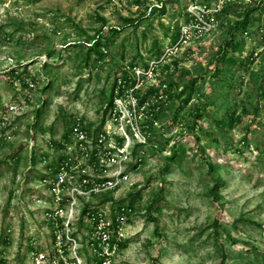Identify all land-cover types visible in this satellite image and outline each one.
I'll return each instance as SVG.
<instances>
[{"label":"rangeland","instance_id":"rangeland-1","mask_svg":"<svg viewBox=\"0 0 264 264\" xmlns=\"http://www.w3.org/2000/svg\"><path fill=\"white\" fill-rule=\"evenodd\" d=\"M191 1L0 0V103L17 105L0 110V253L8 264H27L33 236L50 245L41 178L77 118L101 129L113 86L125 89L119 83L133 63L141 75L154 67L135 87L139 98L162 79L167 93L148 96L161 106L158 132L137 149L129 179L113 199L95 198L113 209L134 201L114 264H264V8L246 32V9L233 10L209 37L155 58ZM229 30L243 42L228 52L240 62L216 75Z\"/></svg>","mask_w":264,"mask_h":264},{"label":"built area","instance_id":"built-area-1","mask_svg":"<svg viewBox=\"0 0 264 264\" xmlns=\"http://www.w3.org/2000/svg\"><path fill=\"white\" fill-rule=\"evenodd\" d=\"M263 4L264 0H193L180 20L178 41L172 43L170 36L164 53H179L212 35L230 6ZM174 27L173 23L171 28ZM127 69L135 86L116 89L114 103L105 121L101 120V129L94 131L86 121L77 118L69 141H63L57 165L49 167L50 172L42 176L46 197L39 199V203L46 209L51 241L42 249L39 244L42 242L33 236L27 264H114L125 239L128 212L132 210L121 205L113 209L104 203L97 204L95 198L113 193L129 179L135 153L149 143L151 135L148 119L152 118L149 112L152 103L148 100L144 103L148 106L142 105L135 87L154 67L142 71L143 75L138 66ZM121 81L119 84L125 87L126 80ZM5 107L6 111L14 112L17 105L0 103L1 111ZM109 122L117 126V131L112 130ZM0 264H8L1 253Z\"/></svg>","mask_w":264,"mask_h":264},{"label":"trees","instance_id":"trees-1","mask_svg":"<svg viewBox=\"0 0 264 264\" xmlns=\"http://www.w3.org/2000/svg\"><path fill=\"white\" fill-rule=\"evenodd\" d=\"M204 1H206V0H204ZM187 5H188V3L185 5V7ZM261 8H264V4L263 5H252V6H247V7L230 6V7H228V9L225 10V12H224V14L222 16H224L225 14L230 13L233 10L246 9V12H247L246 15H245L246 18L244 20H241L242 22L239 23L242 26L244 25V27H245L244 32H246L247 26H248L247 24H248V20H249L250 15L251 14L253 15L257 10H259ZM162 11H165V10H163V8H162ZM182 15H183V12H181V16ZM125 22L128 23L129 25L130 24H133V20H131V19H126ZM179 24H180V20H176V21H174V26H175L174 29H172L171 27L169 28L170 31H171V33H172L171 34L172 43H176L178 41L179 37H180ZM235 33L236 32H233L232 30H229L228 31L227 46L223 49L222 54H221L220 62L218 63L217 67L215 68L214 74H216V75H218L220 73H224V74L231 73L232 69L230 67H235L237 65V63L240 62V59H238L233 54L230 55V56L228 55V52L229 51H232L233 52V51H238V50H242L243 49V42L242 41H239L237 39V37L235 36L236 35ZM99 43L101 44V41H99L97 44H95L96 47L99 45ZM161 49H162V44L159 45V48L156 49V51L155 50L152 51V53L154 54V57L155 58L160 59L162 57V55L164 54L165 51L164 50H161ZM100 53L102 55H104L103 52H100ZM135 66H137V65L135 63H133L132 64V67H135ZM143 68L148 69L149 68V64H145V66H143ZM126 71L130 72V74H128V72H126V77H124V79L126 80V82H125V89L128 88V87H131V86L135 85V80H134V78L132 76L131 71H129L128 69ZM25 73H27V72H25ZM18 77L20 78L19 81H21V83L23 84L24 87H28V86L31 85V82H30V79L31 78L29 79L28 76L25 77L24 76V73H20L18 75ZM231 78H232V75L229 78H227V79H231ZM166 82L167 81H165V80L162 79V81L160 82V84L158 83V86L156 84H154L153 86H150L147 89V91H146V93H147L146 94L147 95L146 97L147 98L146 97H140V103L141 104H144L146 101L149 100V97L151 95H154V93H156L157 96H158L161 92L158 93L157 91H159L160 89H161L162 92L167 93L163 89V85ZM196 82H197V80L196 79H193L192 82H191V85L194 86ZM167 84H168V87L171 88V85L173 83L168 82ZM116 85L117 84H115L113 86L112 92H111V94H110V96L108 98V101H107V105H106L105 109L102 111V115H101V117H102L101 120L102 121H105L106 116H107V113H108L109 109L112 107V105L114 103V98H115V95H116V91L115 90L117 88ZM167 89H169V88H167ZM260 91H261L262 94H264V88H261ZM168 96H171V93H169ZM253 97L255 98L256 96L254 95ZM158 106L159 105H155V104H151L150 105V110H151L150 111V115L153 118V119H151V118L148 119V129H149V131L151 133L150 138H149V142L150 143L153 141V138H154L155 133L158 132L157 131L158 128L155 125V119H156V117H158L157 116V114H158L157 112H159L160 109H161V106L157 109L156 107H158ZM224 108L227 109V111H228L229 105L226 104ZM258 109L259 108L257 106V108H256V111L257 112H258ZM230 115H231V117H233V114H230ZM154 116H155V119H154ZM254 122H255V120L252 121V127L254 125ZM71 129H72V124H71V126L68 127L67 131L63 135L62 142H59L58 143V146L60 148L63 147V145H64L63 141L64 140L65 141H69V135L71 133ZM111 194H112V192L101 194L100 198H101L102 201H105L107 199H113V196ZM122 206H126L127 209H131L132 210L131 212H128L127 211L128 214H129V216H130L131 213L133 212L134 201H131L128 205H121V207ZM121 247H125V243L121 244Z\"/></svg>","mask_w":264,"mask_h":264}]
</instances>
